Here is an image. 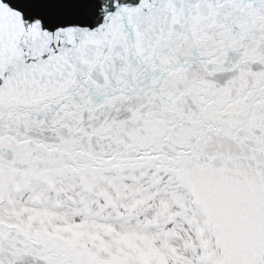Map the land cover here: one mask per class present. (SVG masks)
I'll list each match as a JSON object with an SVG mask.
<instances>
[{"label": "snow or ice", "instance_id": "obj_1", "mask_svg": "<svg viewBox=\"0 0 264 264\" xmlns=\"http://www.w3.org/2000/svg\"><path fill=\"white\" fill-rule=\"evenodd\" d=\"M0 264H264V0H0Z\"/></svg>", "mask_w": 264, "mask_h": 264}]
</instances>
